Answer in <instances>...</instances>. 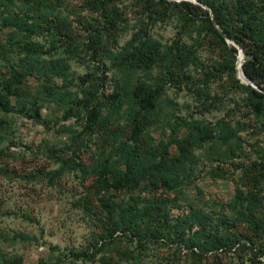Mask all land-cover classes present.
<instances>
[{"label":"rangeland","instance_id":"obj_1","mask_svg":"<svg viewBox=\"0 0 264 264\" xmlns=\"http://www.w3.org/2000/svg\"><path fill=\"white\" fill-rule=\"evenodd\" d=\"M166 1L167 4L152 6L147 0H115L110 8L115 9L118 27L108 30L100 14L89 6V0H60L65 29L59 25L50 31L45 26L34 27V14L28 15L0 0V75L8 78L11 72L20 71L17 66L23 55H19L18 48L26 42L43 53L41 58L63 65L64 74L50 77L47 82L59 92L66 89L73 99L63 107L43 102L40 122L20 114L15 98H11L12 112L0 110V264H101L99 258H105L108 264H264V256L257 259L250 247L245 251L237 247L224 253L211 252L200 258L197 251L192 255L169 240L162 244L151 242L136 261L123 259L119 263V253L137 251L135 243L124 236L107 245L95 263L76 257L98 240L105 223L98 220L102 208L106 206L108 212L116 209L99 201L105 193L97 192L98 173L84 174L96 157L108 156L110 146L97 129L87 128L83 102L96 95L98 105L105 106L103 116L114 122L108 126L109 134L120 130L119 139L129 135V107L119 108L120 113L114 115L107 106L120 79L117 56L132 39L152 37L164 45L189 48L195 61L182 74L184 82L171 83L168 72L160 70L157 84L163 86V98L176 104L178 118L203 123V136L230 135L234 117L250 121V129L257 128L244 133L238 142L241 149L228 156L210 146L196 151V177L190 188H200L201 193L186 190L187 200L220 212V205L234 195L238 186L235 181L243 168L264 158V131L260 126L264 116L258 123L243 107L229 111L233 108L231 79L220 74L219 66L223 48L211 34L200 33L199 22L188 24L177 13L174 4L190 1ZM197 3L192 4L209 11ZM10 14L28 19L33 27L10 28L5 22ZM45 79L40 74L29 76L24 86L42 90L40 84ZM187 84L191 85L189 89ZM196 88L209 94L212 105L207 110L196 98ZM242 98V94L236 96L237 100ZM68 110L73 117L66 118ZM160 126L149 130L154 141L161 138V131L169 134ZM99 147L106 148L105 152L100 153ZM104 188L115 187L111 184ZM262 188L264 191V184ZM109 194L121 199L125 192ZM240 231L245 233L244 228Z\"/></svg>","mask_w":264,"mask_h":264},{"label":"trees","instance_id":"obj_2","mask_svg":"<svg viewBox=\"0 0 264 264\" xmlns=\"http://www.w3.org/2000/svg\"><path fill=\"white\" fill-rule=\"evenodd\" d=\"M5 1L17 10H25L28 15L34 14L37 17L36 28L45 26L47 30L54 31L60 25V29H65L66 20L61 16L60 0ZM114 2L89 0L88 3L103 18L108 30L118 27L115 9L110 8ZM147 2L152 6L168 3L166 0ZM197 2L205 5L209 11L186 1L174 4V7L188 24L199 22L200 33L211 34L223 48L219 66L220 74H227L231 79L233 108L229 111L236 112L243 107L261 123L260 118L264 116V0ZM5 22L14 30H22L24 26L33 27L28 19L14 14L5 18ZM216 26L242 49L245 55L242 70L258 90L241 84L237 79L238 50L226 43ZM23 45L18 48L19 55H23L17 66L20 71L11 72L8 78L0 75V110L12 112L11 98H15L20 114L40 122L43 120L40 113L43 102L63 107L73 99L66 89L59 92L47 82L50 77L64 74L63 65L41 58L43 53L29 43L21 50ZM194 61L189 48H183L182 44L164 45L152 37L132 39L127 44L117 56L120 79L107 106L114 115L120 113L119 108L129 107L127 137L119 139L120 130L109 134L108 126L114 122L103 116L105 106L98 105L96 95L83 102V108L87 110V128L90 131L97 129L107 138V145L110 146L108 156L101 154L100 158L96 157L93 164L85 168L84 174L98 173L100 188H97V192L105 193L99 201L116 206V209L108 212L106 206L102 208L98 220H105V223L102 224L98 240L76 257L95 263L97 255L121 236L135 243L137 251L119 253V263L123 259L136 261L151 242L162 244L168 240L179 248L190 250L192 255L197 251L200 258L211 252L224 253L237 247L242 251L250 247L257 259L264 256V158L243 168L235 181L238 186L234 195L220 205V212L186 199V190L201 193L200 188H190L196 177V151L210 146L218 154L228 156L241 149L238 142L241 143L244 133L257 129H250L253 127L250 121L247 123L243 118L234 117L230 135L205 137L202 135V122L176 116V104L163 98V86L157 84L158 74L160 70L167 71L171 83L178 80L182 84V74L189 70ZM36 74L46 79L44 84H40L42 90L34 91L25 87L24 81ZM187 85L189 89L191 85ZM239 94L244 98L237 100ZM195 95L198 101L203 102L204 110L212 105L209 94L203 88H196ZM219 105H223V102ZM73 115L69 111L66 118ZM158 125H161V130L167 129L169 134L161 131V138L154 141L149 130ZM260 126L264 131V124ZM105 149L99 147L98 151L104 153ZM111 184L115 188H104ZM112 191H124L125 194L121 199L110 197L109 192ZM83 210L88 211L86 207ZM240 228H244L245 233ZM97 261L109 263L105 258Z\"/></svg>","mask_w":264,"mask_h":264},{"label":"water","instance_id":"obj_3","mask_svg":"<svg viewBox=\"0 0 264 264\" xmlns=\"http://www.w3.org/2000/svg\"><path fill=\"white\" fill-rule=\"evenodd\" d=\"M190 1L194 4H198L196 0H187ZM210 17L212 19V14L210 13ZM216 28L219 30V32L222 34V36L224 37L225 41L227 44H230L232 46H234L237 50H238V57H237V62L239 59V65L236 64V69H237V79L240 81L241 84L243 85H250L252 88L258 90L257 86H255L244 74L243 70H242V63L244 62L245 59V55L242 51V49L231 39H229L219 28L218 26H216ZM238 69L240 70L241 76L239 75Z\"/></svg>","mask_w":264,"mask_h":264},{"label":"bare ground","instance_id":"obj_4","mask_svg":"<svg viewBox=\"0 0 264 264\" xmlns=\"http://www.w3.org/2000/svg\"><path fill=\"white\" fill-rule=\"evenodd\" d=\"M239 59H238V63H237V65H239ZM238 72H239V75L241 76V73H240V70L238 69ZM242 77V76H241Z\"/></svg>","mask_w":264,"mask_h":264}]
</instances>
